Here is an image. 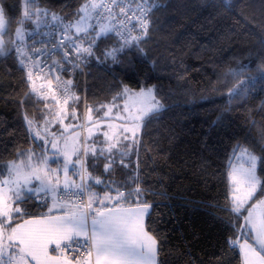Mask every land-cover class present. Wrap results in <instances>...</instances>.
<instances>
[{"label":"snow or ice","instance_id":"obj_1","mask_svg":"<svg viewBox=\"0 0 264 264\" xmlns=\"http://www.w3.org/2000/svg\"><path fill=\"white\" fill-rule=\"evenodd\" d=\"M54 3L0 0V59L12 61L25 90L19 102L23 125L0 128V264H197L191 244L174 255L169 235L174 229L160 228L166 215L160 208L171 211L166 179L174 177L164 172L171 158L161 155L160 140L149 131L168 110L163 86L150 83L164 79L154 73L169 67V57H154L149 47L161 31L153 17L171 9L191 20L198 8L201 14L210 9L212 47L244 51L252 43L260 60L255 74L231 83L250 70L239 61L214 73L212 90L224 103L209 132L234 139L238 133L230 134L226 123L228 113L240 106L233 102L249 95V85L264 83V0H200L197 6L190 0H76L75 7L66 0L59 11ZM253 21L259 22L258 32ZM168 34L175 37L168 43L183 38L171 26ZM165 51H170L167 44ZM170 59L174 74L183 79L189 68L182 61L177 66L174 53ZM117 67L125 75L118 77ZM101 72L111 74L106 87L111 100L106 96V103L89 106L87 78ZM128 73L136 77L132 84L126 82ZM33 96L37 103L44 101L39 118L26 111ZM255 125L251 121L243 141L250 140ZM21 137L31 146L20 147ZM167 138L171 142L175 133ZM209 140L206 135L199 154L193 152L195 159L182 165L195 166L206 188L226 177L224 204H205L226 214V219L215 218L228 233L216 264H231L237 249L239 264H264V125L258 143L246 146L236 139L231 152L225 149L228 162L220 168H213ZM229 252L233 256L224 259Z\"/></svg>","mask_w":264,"mask_h":264},{"label":"trees","instance_id":"obj_2","mask_svg":"<svg viewBox=\"0 0 264 264\" xmlns=\"http://www.w3.org/2000/svg\"><path fill=\"white\" fill-rule=\"evenodd\" d=\"M43 3V0H41ZM66 0H55L53 7L60 10V4ZM73 6H76V0H72ZM84 2V0H79ZM163 4L177 3L178 0H160ZM182 2V0H180ZM193 6H197L200 0H190ZM198 8L196 12L191 13L192 23L186 17H176L175 12L171 9L162 10L154 14L157 26L160 32L153 34V41L149 47L154 49L153 56L159 55L169 57V67L161 68L154 75L163 76L164 79L157 81L152 80L150 83H160L163 86L165 102L168 110L164 113L161 120L154 122L149 127L151 135L160 140V146L164 149L161 153L164 157H170L169 163L164 167V172L174 177L169 184L168 196L171 204V211L168 208L161 207L160 212L166 213L160 222L161 230L174 229L170 231L171 245L174 246V255L184 252L185 246L191 244L193 259L199 264H216L218 258L222 257L221 245L228 235L226 226L222 225L221 219H226V214L211 207H205V204L225 202L226 177L225 182L218 179L210 181L206 188L202 180H198L194 174L195 166H183V160H193V152L199 154L201 142L205 136H209V148L214 150L212 155L213 168H220L227 164V152H231L232 145L236 139L246 144L252 140L258 141V131L261 125H264V83L257 82L254 86L249 85V95L246 98H237L233 110L228 113L230 122L229 133H238L234 139L229 136L209 132V123L216 118L215 113L220 109L224 101L220 100V92L212 90V84L216 81V74H220L228 67H237V62L250 65V70L245 71L237 80L231 83H238L245 77L255 74L254 70L259 64V57L255 55V48L252 43L245 47L244 51L233 49L232 52L227 50L220 51L219 47H212L215 40L214 25L209 21L208 13ZM215 15V13H213ZM258 21L252 22V27L258 32ZM174 27L176 32H182L183 38L175 43H168L174 36H169V28ZM170 51H165V45ZM158 45V46H157ZM248 49L252 50L249 54ZM174 53L183 66H187L189 71L184 74V78H178L171 67L170 54ZM164 61L161 60V65ZM10 69L11 74L8 70ZM116 75L123 76L124 72L119 67L115 68ZM97 75L99 78H97ZM130 84L136 79L131 73L127 74ZM111 74L104 73L94 74L87 78L88 100L87 103L99 105L111 100V95L106 92L107 82L111 81ZM21 73L16 71V66L12 61L5 62L0 59V128L7 125L9 129L19 128L23 125V110L19 108V102L24 94V89L20 86ZM231 86V85H230ZM79 89L80 101L84 98ZM107 96V100L105 97ZM35 96L31 97L27 104L26 111L30 117H40L44 110V101L36 102ZM72 102V101H70ZM50 104H54L49 100ZM255 120L256 125L251 127V137L248 142L243 141V137L248 134L251 121ZM175 133V139L171 142L167 138L169 132ZM147 139V138H146ZM30 142H23L20 139V147L27 149ZM208 155L207 152L204 153ZM135 159V157H133ZM180 162V163H177ZM102 166V164H101ZM100 166V167H101ZM102 170V168H101ZM223 170V169H221ZM259 173V167H258ZM264 175V173H261ZM189 201L194 203H188ZM203 201L204 203H201ZM183 205V207H181ZM165 221H170L165 223ZM198 238H194L193 234ZM232 253H227L224 259L232 257ZM240 256L237 249L235 257L231 264H239ZM179 264H183L181 260Z\"/></svg>","mask_w":264,"mask_h":264},{"label":"built area","instance_id":"obj_3","mask_svg":"<svg viewBox=\"0 0 264 264\" xmlns=\"http://www.w3.org/2000/svg\"><path fill=\"white\" fill-rule=\"evenodd\" d=\"M78 81H79V86H80L79 89L82 92L81 94L83 95V98H84L85 96V90H84L85 77L83 75L79 76ZM37 84L39 86L40 82L38 81ZM51 102L55 103L54 101H51Z\"/></svg>","mask_w":264,"mask_h":264},{"label":"rangeland","instance_id":"obj_4","mask_svg":"<svg viewBox=\"0 0 264 264\" xmlns=\"http://www.w3.org/2000/svg\"><path fill=\"white\" fill-rule=\"evenodd\" d=\"M69 103H72V102L69 101ZM88 104H89V106H95V105H92V104H90V103H88ZM51 105H54V104H51ZM98 106H99V105H96V107H98ZM84 111H85V109H84L83 102L80 101V112H81V114H83ZM57 130H59V129H58V126H57ZM101 139H102V137H101ZM253 203H255V201H253Z\"/></svg>","mask_w":264,"mask_h":264},{"label":"crops","instance_id":"obj_5","mask_svg":"<svg viewBox=\"0 0 264 264\" xmlns=\"http://www.w3.org/2000/svg\"><path fill=\"white\" fill-rule=\"evenodd\" d=\"M51 146H49V148H50ZM53 167H55V164H54V162H53ZM101 168H103V165L101 166Z\"/></svg>","mask_w":264,"mask_h":264}]
</instances>
